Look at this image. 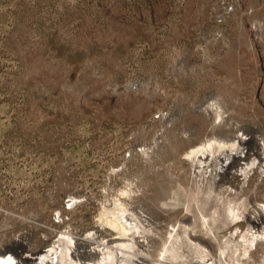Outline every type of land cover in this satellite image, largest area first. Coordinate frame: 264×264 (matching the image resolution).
<instances>
[{
  "label": "rangeland",
  "instance_id": "obj_1",
  "mask_svg": "<svg viewBox=\"0 0 264 264\" xmlns=\"http://www.w3.org/2000/svg\"><path fill=\"white\" fill-rule=\"evenodd\" d=\"M117 201L140 264H264V0H0V249L104 250Z\"/></svg>",
  "mask_w": 264,
  "mask_h": 264
},
{
  "label": "bare ground",
  "instance_id": "obj_2",
  "mask_svg": "<svg viewBox=\"0 0 264 264\" xmlns=\"http://www.w3.org/2000/svg\"><path fill=\"white\" fill-rule=\"evenodd\" d=\"M239 142H240V139L237 142L233 141L230 143L220 141V140L218 141L215 139L209 140V141L191 149L190 152H188L186 154V156L192 158V160L194 162V159L196 157H200V155H202L204 153L209 152L210 154H215L218 151H220L222 153L221 150H223V149L225 150V148H228L230 153L227 154L224 158L225 160H228L230 158H233L236 155V153H237L236 151L241 150L239 148ZM216 158L220 159L219 157H216ZM223 162H224V160L222 161L221 164L215 163L213 165L214 166V169L212 171L213 172V174H212L213 175V177H212L213 182L219 180V176L224 173V171L222 170V169H224L223 168V166H224ZM194 163H196V162H194ZM247 174L248 173L246 172V169H243L242 176L245 177ZM210 189H212V187H210ZM123 194H127V192L124 191ZM99 219H100L101 223H104V224H106V226L108 225L109 227L114 229L116 231L118 237L116 238L117 241L115 243H113V244L112 243H110V244L106 243L103 246L104 250H102L103 252H102V257L100 260L98 259L97 262H95V263L90 262L89 264H140L141 263L139 261L140 255L136 251V250H138V248L136 247L137 242L134 240L136 231L139 229V226H138L137 218L134 216V214L129 213V211L125 208V206L121 202L117 201V202H115V205L113 208H111V209L104 208L100 214ZM256 225H258V220L255 221V224L253 225L252 229H254L256 227ZM252 229H251V234L254 235V237L255 236L259 237L258 235L260 233H262V231H259V230L252 232ZM174 234H175V232H174ZM176 236H178L177 232H176ZM262 237H263V235H260V238H262ZM113 239H115V238H113ZM250 241H251V244L255 243L254 240L250 239ZM70 242H72V241L67 236L59 238L58 243H57V245H58L57 247L59 248V251L54 248V246H55L54 244L52 246H50L48 250L39 254L40 264H47L48 261L52 262L53 254L55 255V257L57 259V263H60V264H78L76 261H73L71 259V257L68 256L67 252H68V245ZM166 253H168L167 250L164 252L162 258H164V255ZM220 255H222V257L223 256L225 257L224 252H221ZM141 256H144V254ZM4 263L5 262H3L1 264H4ZM203 264H208V260L206 259L205 262H203ZM210 264H213V263H210Z\"/></svg>",
  "mask_w": 264,
  "mask_h": 264
},
{
  "label": "built area",
  "instance_id": "obj_3",
  "mask_svg": "<svg viewBox=\"0 0 264 264\" xmlns=\"http://www.w3.org/2000/svg\"><path fill=\"white\" fill-rule=\"evenodd\" d=\"M62 221H55V224H60ZM257 230V229H256ZM95 231L91 230L89 233H71V230L69 228H66L65 230L58 232L57 235L53 238L51 245L54 244V248L59 251V248L57 247L58 238L67 236L71 239L72 242L68 245V256L71 257L72 260L76 261L78 264H89L90 262L96 261L97 259H100L102 256V249H99L94 243H89L86 240L93 241L95 236ZM65 240V239H64ZM49 246V247H50ZM49 249V248H48ZM45 249V250H48ZM33 254L32 258L29 256H26L30 258V260H35L37 264H40V256L36 253H30ZM24 255V254H23ZM21 252L13 250H4L0 249V264L5 262L4 264H26V261L29 259H26L25 256H23ZM47 264H60L57 263V259L55 255L53 254L52 262H49Z\"/></svg>",
  "mask_w": 264,
  "mask_h": 264
}]
</instances>
